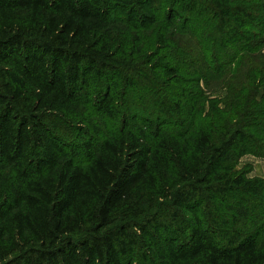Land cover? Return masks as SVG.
Listing matches in <instances>:
<instances>
[{"label":"trees","instance_id":"16d2710c","mask_svg":"<svg viewBox=\"0 0 264 264\" xmlns=\"http://www.w3.org/2000/svg\"><path fill=\"white\" fill-rule=\"evenodd\" d=\"M263 50L264 0H0V264H264Z\"/></svg>","mask_w":264,"mask_h":264},{"label":"crops","instance_id":"0c3cea01","mask_svg":"<svg viewBox=\"0 0 264 264\" xmlns=\"http://www.w3.org/2000/svg\"><path fill=\"white\" fill-rule=\"evenodd\" d=\"M245 164L253 165L254 170L248 174L249 177L258 176L264 178V159L247 154L240 159L237 168H241Z\"/></svg>","mask_w":264,"mask_h":264},{"label":"rangeland","instance_id":"374dc122","mask_svg":"<svg viewBox=\"0 0 264 264\" xmlns=\"http://www.w3.org/2000/svg\"><path fill=\"white\" fill-rule=\"evenodd\" d=\"M168 8L169 7H167L166 9H165V6L164 7H162V9H161V12L158 14V16L160 17V18H162V17H164L165 15H166V13L169 11L168 10ZM264 51V50H263ZM247 155V154H246ZM250 155V154H249ZM240 162V161H239ZM239 164V163H238ZM238 166V165H237ZM245 167H248V171H247V173L249 174V173H252L253 172V165H251V164H245V165H243L241 168H238V169H243V168H245ZM247 174V175H248ZM252 177H254V176H252ZM256 177H258V176H256Z\"/></svg>","mask_w":264,"mask_h":264}]
</instances>
